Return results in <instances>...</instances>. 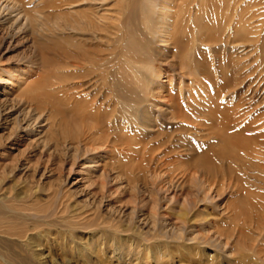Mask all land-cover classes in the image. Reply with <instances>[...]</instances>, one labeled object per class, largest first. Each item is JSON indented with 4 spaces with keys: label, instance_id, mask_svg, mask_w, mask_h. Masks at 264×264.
Instances as JSON below:
<instances>
[{
    "label": "bare ground",
    "instance_id": "obj_1",
    "mask_svg": "<svg viewBox=\"0 0 264 264\" xmlns=\"http://www.w3.org/2000/svg\"><path fill=\"white\" fill-rule=\"evenodd\" d=\"M28 1L0 6V34L14 13L13 23L23 14L28 24L21 41L34 53L16 65L0 61V122L8 111L13 114L6 120L15 122L3 147L16 150L20 134L46 113L80 156L110 153L129 161L139 152L152 204L149 212L136 208L127 215L132 224L138 220L135 229L115 220L112 227L102 220L100 227L91 216L64 218L65 227L47 215L22 213L20 199L4 194L0 174V264H264V245L246 235L264 237V101L248 98L255 72L249 76L243 64L232 62L229 75L222 69L213 79L205 67L194 71L190 59L194 50L213 47L218 33L227 35L221 40L227 45L249 42L243 21L232 31L234 17L222 9L227 14L221 19L215 0H116L110 27L79 12L63 26L58 9L73 0H41L35 8ZM186 46L190 52H183ZM190 75L193 86L184 93ZM243 79L250 82L244 92ZM150 104L165 109L156 112ZM172 186L185 201L178 213L168 205L161 212L158 195ZM224 194L231 199L218 216L208 205ZM201 205L205 213L193 211Z\"/></svg>",
    "mask_w": 264,
    "mask_h": 264
},
{
    "label": "rangeland",
    "instance_id": "obj_2",
    "mask_svg": "<svg viewBox=\"0 0 264 264\" xmlns=\"http://www.w3.org/2000/svg\"><path fill=\"white\" fill-rule=\"evenodd\" d=\"M0 1L1 6L3 4V0ZM39 1L41 0H29L28 4L32 8H35V6L37 7L38 4H41ZM115 1L116 0H73V5H66L63 8L61 7L58 9V15L62 16V22L60 21V23L64 26L67 23L66 21L71 19V15L73 17H78L76 12H79L78 14H89L91 20L94 18L93 20H95V23H98L103 27H110L113 23H116L117 19H115L114 16L116 14V11L114 12V10L117 9V7H115V5H117V1L116 4ZM222 1L224 0H215L213 5V9L217 10L215 13L217 12L220 13V15L222 14L221 19L226 13V11L224 13L222 9L227 10V13H231V15L229 14V18L232 16L236 21V23H233L235 26L230 28L232 31L235 30V27L238 28L240 26V21H243V28H248L247 30L244 28V32L247 33V36L249 33V42L246 40L243 45H227L225 40L223 41L224 43H221V40L226 38L227 35L219 33L216 34L217 32L215 31L216 33L214 32L213 36L216 34V36L218 35V38L212 37L217 43L214 42V45V43L211 42L213 43L211 45H214L213 47L206 46L208 49L212 50L210 51L207 49L204 51L202 48L198 47L199 49L192 52L194 57H189L192 60V63L194 62V71L197 67H205L214 72L212 74L214 79L215 72L219 70L221 71L222 69L224 73L229 75L233 66L231 64L232 62L236 64H243L249 76L254 72L255 74L253 75L256 76V79L254 80L255 83L253 82L254 87L248 91V98L264 101V0H257V2L256 0H243V3L242 0H240V2L239 0H236V3L234 0H230L233 6H229L230 3H228L227 0H225L226 4H222ZM12 4L11 2L5 3L3 4V8L10 5L9 8L11 9L15 3L13 5ZM239 4L242 5V7L238 10L237 7ZM218 5L220 6L218 7ZM245 6L247 7L245 8ZM16 14L17 13H14L12 15L13 20L11 19L12 21H10V23L5 27V32L0 34V61L2 62L1 65L3 67L7 65H16L20 61L31 59L34 54L33 51L28 48L26 44H24L25 42L21 41V39L27 34L26 29L28 23L26 22L23 14L19 16L20 18L16 23H13ZM245 17L248 18L245 20ZM237 28L235 31H237ZM62 29L64 31H62ZM62 29L58 30L59 34H66V30L64 28ZM257 35L261 38V40ZM253 36H255V39H253ZM188 37L190 38V34L187 36L185 35L184 39L187 46H190L192 45V39H189ZM199 37H201V35ZM235 37V39H237L236 34ZM187 46L183 49V52H186V49L190 52L189 48L191 47L187 48ZM169 54L170 53H166L164 55L170 56ZM174 70L180 75H183V72H179L178 66H175ZM249 76H247L248 80ZM190 78L194 77L190 75L183 80L184 83L182 88L184 93L187 91L186 87L189 85L193 86L190 84ZM248 80L245 81V79H243L241 81L242 85L239 88H243V92L249 88L248 84H250V82ZM261 84V90L263 89L262 91L259 88H256ZM168 85V83H164L166 88L169 87ZM1 96L2 95H0V97ZM150 105L156 112H162L160 109L162 107L163 110L165 109L164 104H160L158 106L154 104ZM15 110L19 111L20 109L16 108ZM8 112L4 114V117L1 116L2 121L0 122L1 183L6 196H15L20 199V202H22L20 208L22 210L25 208L22 213L27 216L38 217L39 219H45L44 216L47 215L55 224L60 223L61 226L63 225L65 227H69L67 221L65 220L66 224L65 222H63V224L60 222L64 218L69 222H75L76 220H81L85 216H91L95 221L100 223V227L105 224L101 222L102 220H107L106 227H112L113 223L111 221L114 220L115 224L119 221L128 222L129 220L127 215L131 213L132 209L137 208L139 211H143L145 213L146 211H150V204H152L150 193L153 188L149 182L150 179L148 175H145L141 170V154L139 152L129 161H127V158H120L110 153L80 156V154L76 153L75 150L69 146L68 143H66V140L62 139L61 133L65 131L64 128L52 121H46V119H48V115H46V113L41 118L37 119L36 122L33 123L32 121V130L30 132L25 130L20 134L23 138L20 143L14 147L16 150L6 149L3 146L7 145V142L10 139L9 136L14 133V131L11 132V128L15 123L12 120L14 117L10 118V120H6L13 114ZM32 118L36 119L38 116H32ZM149 132H153V130H149ZM147 142H150V139ZM3 152L4 155H1ZM182 194L181 189L177 188V186L176 188L173 186L170 187L169 192L160 193L158 195V200L161 198L160 203L163 202L165 204L164 205L162 203V207H159L161 208V212L162 210H165V207L168 205L174 207V213H178V210L182 207L186 198ZM230 199L229 195L224 194L220 198H216L215 202L208 206L212 207V209L216 211V215L219 216L224 212L225 204ZM93 200L97 202V205H93L92 207L91 204L93 203ZM25 206H27V208ZM63 206L65 207V210L62 213L60 210ZM91 207L93 208V211H91ZM197 210L203 213L206 212L204 205H201L193 211ZM222 215H225V213ZM77 216L82 217L76 219ZM59 218L61 220H59ZM129 222L132 224L131 221ZM135 223H138L137 219H135ZM135 223L131 225L133 229H135L134 226L137 225ZM128 226L129 224L126 226L123 225L122 229L124 231H129ZM77 229L86 230V228H81V226H78ZM86 232L87 231L81 230L79 234H84ZM254 232L250 231L246 235L254 241H261L263 246L264 237L261 238L258 236L259 234L255 235ZM126 235L128 236L125 237L128 238L131 236V232H127ZM241 249L243 248L241 247ZM102 258L105 260L104 256ZM108 264L118 263L115 261H109Z\"/></svg>",
    "mask_w": 264,
    "mask_h": 264
}]
</instances>
